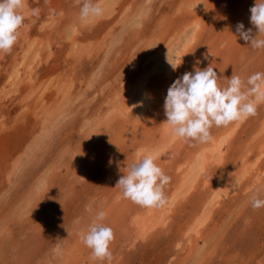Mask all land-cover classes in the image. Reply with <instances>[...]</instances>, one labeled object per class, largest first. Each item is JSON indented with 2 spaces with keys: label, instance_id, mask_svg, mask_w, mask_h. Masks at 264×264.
I'll list each match as a JSON object with an SVG mask.
<instances>
[{
  "label": "rangeland",
  "instance_id": "1",
  "mask_svg": "<svg viewBox=\"0 0 264 264\" xmlns=\"http://www.w3.org/2000/svg\"><path fill=\"white\" fill-rule=\"evenodd\" d=\"M95 2L103 15L82 22L77 0H25L0 53V264H109L80 239L101 209L110 264H264V208L250 205L264 198V104L207 144L174 136L163 108L194 66L221 88L264 72V50L236 36L256 33V0ZM145 154L171 177L163 208L115 188Z\"/></svg>",
  "mask_w": 264,
  "mask_h": 264
},
{
  "label": "clouds",
  "instance_id": "2",
  "mask_svg": "<svg viewBox=\"0 0 264 264\" xmlns=\"http://www.w3.org/2000/svg\"><path fill=\"white\" fill-rule=\"evenodd\" d=\"M79 19L87 22L103 15L104 9L95 0H77ZM25 0H0V53L10 54L24 26L21 10ZM38 9H33L36 15ZM250 23L256 29L247 31L243 23L236 26V36L248 43L253 50H264V0H256L250 9ZM235 36V37H236ZM207 58V57H205ZM168 60V59H167ZM173 71L181 63L168 60ZM217 73L212 65L204 69L193 67L185 72L168 88L164 100V114L172 134L185 142L207 144L213 140V128L227 127L235 121L247 119L257 114V107L264 104V72H255L243 80L239 75L227 79V86L218 85ZM119 177L115 188H119L123 198L143 208H163L167 204L166 187L171 177L155 162L152 154H145L139 160L127 165ZM259 189L250 197L253 210L264 208V198ZM92 212L89 206L86 209ZM107 213L97 210L85 232L80 233L81 242L91 250L93 260L110 264V245L115 236L107 226ZM79 223V221H77Z\"/></svg>",
  "mask_w": 264,
  "mask_h": 264
}]
</instances>
